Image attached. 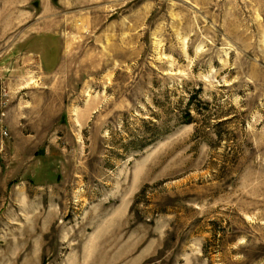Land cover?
Wrapping results in <instances>:
<instances>
[{"label":"rangeland","instance_id":"obj_1","mask_svg":"<svg viewBox=\"0 0 264 264\" xmlns=\"http://www.w3.org/2000/svg\"><path fill=\"white\" fill-rule=\"evenodd\" d=\"M0 264H264V0H0Z\"/></svg>","mask_w":264,"mask_h":264},{"label":"built area","instance_id":"obj_2","mask_svg":"<svg viewBox=\"0 0 264 264\" xmlns=\"http://www.w3.org/2000/svg\"><path fill=\"white\" fill-rule=\"evenodd\" d=\"M1 133L4 134V135H7V130L3 129V131Z\"/></svg>","mask_w":264,"mask_h":264}]
</instances>
